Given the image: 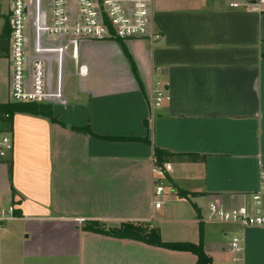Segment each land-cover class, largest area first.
I'll return each instance as SVG.
<instances>
[{
  "label": "crops",
  "instance_id": "0c3cea01",
  "mask_svg": "<svg viewBox=\"0 0 264 264\" xmlns=\"http://www.w3.org/2000/svg\"><path fill=\"white\" fill-rule=\"evenodd\" d=\"M153 15L155 44L44 45L48 87L60 95L48 104L55 121L14 115L13 176L0 161V200L16 212L0 264H197L141 237L152 231L162 243L201 244L211 264H232L229 240L240 232L209 223L208 208L249 205L261 192L264 13L226 0H155ZM7 28L0 24V105L9 101ZM156 82L171 99L152 110ZM155 164L172 167L160 209ZM129 226L138 238L126 237ZM241 235L243 264H264V229Z\"/></svg>",
  "mask_w": 264,
  "mask_h": 264
},
{
  "label": "built area",
  "instance_id": "2783aa9c",
  "mask_svg": "<svg viewBox=\"0 0 264 264\" xmlns=\"http://www.w3.org/2000/svg\"><path fill=\"white\" fill-rule=\"evenodd\" d=\"M155 0H9V101L7 104H50L60 95L48 87L47 66L43 53L48 41H60L73 46L93 42H126L148 40L152 44L162 39L153 15ZM231 10L264 13V0H226ZM152 110L170 101L164 85H154ZM12 117L0 109V161L12 160L14 153ZM14 118V117H13ZM171 165L155 164L154 207L160 209L166 194L165 181ZM261 192L251 198L249 205L228 209L211 203L209 223L237 228L240 233L229 240L232 264L244 263L243 232L264 229V173ZM13 203H0V251L5 223L15 219Z\"/></svg>",
  "mask_w": 264,
  "mask_h": 264
},
{
  "label": "trees",
  "instance_id": "16d2710c",
  "mask_svg": "<svg viewBox=\"0 0 264 264\" xmlns=\"http://www.w3.org/2000/svg\"><path fill=\"white\" fill-rule=\"evenodd\" d=\"M9 28V27H8ZM7 28V30H9ZM10 30L8 31V33ZM7 32L4 33L3 39L6 38ZM2 44V43H1ZM3 52L5 55H8L9 52V45L7 43V48L3 49ZM0 109L3 113L10 114L12 117L7 121V125L13 126V121H14V115L16 113H23V114H29V115H34V116H42L51 119L52 121H55V118H53L52 114V109L49 105L46 104H5V105H0ZM157 154H159L162 157H172L171 154L165 151H158ZM187 159L191 163H203L205 161V157L197 156V155H191L187 156ZM8 168H9V176L10 180H12L13 176V163L11 160L8 162ZM135 228L129 226L127 227V232H130V234H126V237H129L131 239L138 238V235L135 234ZM123 231V230H121ZM119 235V234H118ZM147 235L148 239H153L155 240L154 243L158 246L164 247L166 249L172 250V251H179V252H189L192 253L197 257V264H211L212 261L211 259L206 255V253L203 250L202 245H195L191 243H162L160 240H158V234L153 232L150 234H147V232H142L141 237ZM121 236V235H120ZM122 235L121 237H123ZM148 240V241H149Z\"/></svg>",
  "mask_w": 264,
  "mask_h": 264
},
{
  "label": "rangeland",
  "instance_id": "374dc122",
  "mask_svg": "<svg viewBox=\"0 0 264 264\" xmlns=\"http://www.w3.org/2000/svg\"><path fill=\"white\" fill-rule=\"evenodd\" d=\"M8 5H9L8 0H0V11H1L0 13L2 15L1 16L2 21L0 23L1 24V30L4 29L5 27L10 26L9 16L7 17ZM0 64H1L2 68H6L5 62H1ZM8 97H9V95H8ZM3 202H4V200H0V203H3ZM87 229H89V231H95V232L101 231L94 224H90V226H88Z\"/></svg>",
  "mask_w": 264,
  "mask_h": 264
}]
</instances>
